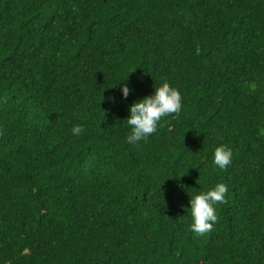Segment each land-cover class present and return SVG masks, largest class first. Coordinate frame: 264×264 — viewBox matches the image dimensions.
<instances>
[{
    "label": "trees",
    "instance_id": "1",
    "mask_svg": "<svg viewBox=\"0 0 264 264\" xmlns=\"http://www.w3.org/2000/svg\"><path fill=\"white\" fill-rule=\"evenodd\" d=\"M165 82L181 112L128 144ZM0 264H264V0H0Z\"/></svg>",
    "mask_w": 264,
    "mask_h": 264
},
{
    "label": "clouds",
    "instance_id": "2",
    "mask_svg": "<svg viewBox=\"0 0 264 264\" xmlns=\"http://www.w3.org/2000/svg\"><path fill=\"white\" fill-rule=\"evenodd\" d=\"M120 85V84H119ZM122 99H127L134 89L127 83L119 89ZM183 101L181 93L169 83H162L154 87L150 96L136 100L128 105V116L125 119L130 129L126 142L136 145L146 141L150 136L157 133L162 119L171 114H179L182 110ZM84 128L76 125L71 129L73 136H80ZM232 150L226 146H218L212 158V163L218 170H225L232 163ZM228 188L224 183H217L207 191H199L192 194L187 209L190 214V229L196 235H203L212 230L217 221L214 205L225 201Z\"/></svg>",
    "mask_w": 264,
    "mask_h": 264
}]
</instances>
